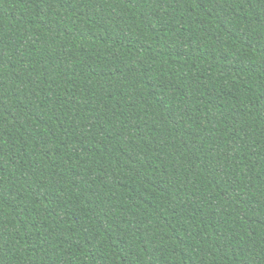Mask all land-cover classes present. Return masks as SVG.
<instances>
[{"label":"trees","instance_id":"obj_1","mask_svg":"<svg viewBox=\"0 0 264 264\" xmlns=\"http://www.w3.org/2000/svg\"><path fill=\"white\" fill-rule=\"evenodd\" d=\"M0 264H264V0H0Z\"/></svg>","mask_w":264,"mask_h":264}]
</instances>
